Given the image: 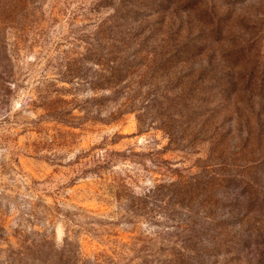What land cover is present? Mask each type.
Wrapping results in <instances>:
<instances>
[{"label":"rangeland","instance_id":"1","mask_svg":"<svg viewBox=\"0 0 264 264\" xmlns=\"http://www.w3.org/2000/svg\"><path fill=\"white\" fill-rule=\"evenodd\" d=\"M66 2L0 0V80L12 71L10 42L26 43L31 36L34 45L51 46L59 55L47 60L45 70L66 65L60 78L72 86L40 87L39 107L53 123L38 132H51L61 146L79 143L85 151L107 150L115 160L143 166L151 159L176 182L160 184L150 198L134 199L128 206L148 219V235L110 232L112 222L95 221L96 228L88 229L92 239L83 241V257L79 246L58 251L45 240L13 249L3 226L0 193V264H264V0H83L84 22L77 25L80 17L73 16L68 36L56 41L50 28L59 16L51 13L66 14L59 7ZM46 4L52 8L45 9ZM114 7L117 15L108 23L105 14ZM94 22H100L97 40L103 37L111 44L106 56L81 34ZM80 44L90 45L82 57L76 55ZM114 60L119 63L112 68ZM86 61L103 63L111 74L90 78L96 74L84 66ZM140 65L180 73L178 95L161 99L149 92L136 105V90L129 96L132 103L101 116L135 89L136 81H124ZM146 75L140 74V83ZM104 88H112V95L77 99L89 89ZM7 102L0 94V113ZM132 112L138 113L134 120ZM161 117L156 127L169 135L167 146L157 153L137 152L135 138ZM113 127L121 131L110 133ZM7 139L0 123V150ZM178 153L195 157L190 168L171 167L182 163ZM106 167L96 171L112 189ZM119 189L123 192L122 184ZM104 203H109L106 196ZM114 237L131 257L94 253L97 243Z\"/></svg>","mask_w":264,"mask_h":264},{"label":"clouds","instance_id":"2","mask_svg":"<svg viewBox=\"0 0 264 264\" xmlns=\"http://www.w3.org/2000/svg\"><path fill=\"white\" fill-rule=\"evenodd\" d=\"M59 7L63 8L66 14L51 13L59 16V22L51 26L50 32L54 34L56 41H63L64 37L68 36V21L77 16L80 19L76 24L83 23L80 10L83 7L84 11H87V5L83 4V0H67ZM50 8L51 4L45 5V9ZM116 15L117 9L114 7L105 14L104 19L111 23L108 17ZM48 22H51L50 17ZM99 23H92L81 34L89 36L97 54L106 56L111 44L103 37L97 40ZM89 46L80 44L76 55H86ZM10 49H15V55L11 57L12 71L5 79L0 80V94L8 101L0 113L3 135L8 138L0 150L4 163V168L0 169V193L4 196L3 226L11 247L16 249L22 243L32 245L33 242L45 240L58 251L66 246H79L78 254L83 257V241L92 239L88 229L96 228L95 221L112 222L110 232L148 235V219L135 214L128 206L134 199L150 198V194L158 185L173 184L176 178L166 168H157L151 159H145L143 166L131 160H115L106 155L107 150L85 151L79 143L61 146L53 142L51 132H38V129L51 128L53 123L45 119V110L39 107V89L46 83H52L56 87H71L72 85L66 84L60 78L61 73L67 72V66L45 70L47 60L59 55V52L51 46L34 45L31 36L26 43L19 39L10 42ZM118 63L119 60L111 61L110 66L115 68ZM84 66L96 74L90 78L111 74L103 63L86 61ZM142 73H147L144 83H140ZM180 76V73L172 69L167 73L152 72L146 65H140L137 71L124 81L125 84L129 80L136 81L135 89L122 96L118 104L110 105L101 116L106 117L120 105L127 106L132 103L129 96L136 90L140 93V98L134 101L136 105H139L143 96L149 92L161 99L164 96L175 98L178 95ZM112 93V88L96 91L89 89L80 93L77 99L111 96ZM137 114L132 112L130 118L134 120ZM83 115L82 112H73V116ZM163 119L165 118L156 119L153 128L135 138L133 147L137 152L157 153L167 146L169 135L164 128L156 127ZM118 131H121L119 127L110 129V133ZM186 155L189 156L187 160ZM177 156L182 163L173 164L171 167L190 168L191 161L195 158L186 153H178ZM105 165V174L114 182L112 189L105 187L96 171ZM121 184L123 192L119 189ZM118 192L120 194L117 197ZM105 196L109 201L106 206ZM155 230L153 226L151 231ZM121 244L122 241L118 237L107 243L101 240L96 244L94 253L104 252L112 255L116 252L131 257L133 253L126 248L122 249ZM92 256L93 250H90L89 258ZM100 264H103V260Z\"/></svg>","mask_w":264,"mask_h":264},{"label":"trees","instance_id":"3","mask_svg":"<svg viewBox=\"0 0 264 264\" xmlns=\"http://www.w3.org/2000/svg\"><path fill=\"white\" fill-rule=\"evenodd\" d=\"M54 264H68V263L63 260H59V261H55Z\"/></svg>","mask_w":264,"mask_h":264}]
</instances>
